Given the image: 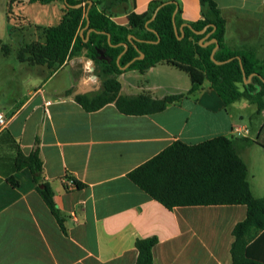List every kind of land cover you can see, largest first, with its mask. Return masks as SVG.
<instances>
[{"label": "crops", "instance_id": "1", "mask_svg": "<svg viewBox=\"0 0 264 264\" xmlns=\"http://www.w3.org/2000/svg\"><path fill=\"white\" fill-rule=\"evenodd\" d=\"M84 6L88 1L82 0ZM152 0H130L125 13L113 17L127 25L126 13H144ZM186 22L201 19L199 0H177ZM226 20L230 48L253 51L264 58V0H215ZM33 8L36 10L34 11ZM0 0V40L17 32L24 47L46 41V30L60 23L64 4ZM28 26V27H27ZM30 34L26 43L25 36ZM27 34V35H28ZM20 48V49H21ZM18 56V54H17ZM0 50V75L15 84L13 94H0V113L8 121L0 132V264H136L137 239L157 237L154 264H232L233 229L247 215L245 206H193L167 209L135 185L128 174L171 144L198 145L217 137L235 142L247 164L255 198L264 197V110L241 98L226 107L206 80L189 94L194 74L173 64L125 71L121 94L153 98L184 97L166 110L142 116L125 115L114 103L87 112L74 100L97 91L93 61L74 57L54 71L17 62ZM84 62L81 66L79 63ZM89 70V72H87ZM62 71L67 73L62 74ZM21 75L19 78L18 76ZM73 89V95L67 91ZM248 118L262 119L254 137ZM248 133H236L235 128ZM41 142L44 177L54 192L60 215L53 214L37 191L28 168L15 170L18 149L29 155ZM247 139V141H246ZM251 166L254 185L249 180ZM14 177L18 187L8 182ZM71 177L76 185L66 182Z\"/></svg>", "mask_w": 264, "mask_h": 264}, {"label": "trees", "instance_id": "2", "mask_svg": "<svg viewBox=\"0 0 264 264\" xmlns=\"http://www.w3.org/2000/svg\"><path fill=\"white\" fill-rule=\"evenodd\" d=\"M54 1L64 4L60 23L46 30L44 44L32 42L22 47L17 58L29 66H47L54 71L74 57L84 56L97 64L106 76L103 86L97 91L74 95V100L85 111L95 112L111 103L125 115H151L166 110L184 95L164 98H153L148 93L124 96L117 78L125 71L145 73L163 63L194 74L189 94L201 89L202 82L206 80L226 107L244 97L257 105L258 114L264 110V58H258L253 51L233 49L227 45L226 20L215 0H199L201 19L195 22L183 19L177 0H152L144 13H126L127 25L117 24L113 17L125 13L124 8L130 0H97L89 10L90 26L86 29L89 4L81 8L71 7L83 3L82 0H67L70 6L64 0H29V3L49 4ZM13 2L9 0V15ZM158 8L156 18L150 21ZM175 12L178 35L173 22ZM185 24L196 31L207 26L208 29L204 34H196ZM83 29L82 37L80 33ZM90 29L94 31L90 32ZM108 35L112 45L108 42ZM131 35L136 40L131 41ZM86 38L88 41H85ZM213 39L217 43H212ZM124 44L128 45L126 51ZM217 45L214 57L218 62L225 63L218 64L212 60ZM0 50L9 54L11 48L0 40ZM99 50H103L112 61L101 60ZM123 52L118 65L117 59ZM139 52L145 55L144 59L136 60L122 70L121 67L140 55ZM238 58L242 61L244 72ZM244 73L247 78L251 77L249 83L245 82ZM73 93V89L67 91L69 96ZM14 168L17 171L30 170L38 193L53 214L59 216L53 189L44 177L39 137L29 155L18 149ZM247 177V164L239 155L235 142L227 137H217L198 145L176 141L128 174L135 185L169 210L193 206H245L246 218L233 229L232 264H264V197L258 199L253 196ZM68 179L76 185L75 180ZM8 182L13 187L19 186L13 176L8 178ZM158 242L157 237L137 239L136 264H154L153 250Z\"/></svg>", "mask_w": 264, "mask_h": 264}, {"label": "rangeland", "instance_id": "3", "mask_svg": "<svg viewBox=\"0 0 264 264\" xmlns=\"http://www.w3.org/2000/svg\"><path fill=\"white\" fill-rule=\"evenodd\" d=\"M33 10L36 11L34 8H33ZM0 34H1V32H0ZM25 34H26L25 40H26V43H28V41H30V34H28V33H25ZM22 40H23V37L18 32H17L16 35H11L9 37V40H8V42L6 44L11 48V57L7 59L6 64H8V65L9 64L10 65L17 64L16 63V60L14 58H16V56H17V54H18L21 46L23 45ZM86 59L87 58H84V62L86 61ZM17 62H19L18 61V58H17ZM84 62H81L79 64L82 66L84 64ZM0 66H1V63H0ZM93 66H94V71L90 72L88 74V76H90V75H96V76H98L99 77L98 82H99L100 88H101L103 86L104 80L106 79V76L103 75V73L101 71V68L97 64L93 63ZM87 72H89V70ZM65 73H67V71H62L61 72V75L62 74H65ZM18 77L20 78L21 75H19ZM15 87H16L15 84H12V85L6 84L3 81L2 76L0 75V94H2V92H8V93H11V95H12L13 94V91H14L13 88H15ZM249 119H251V118H248L246 120V123L248 125H250ZM260 120L262 121L261 118L260 119H256V118L251 119V124L252 125H250V126L252 127V133H253V136L254 137L257 136V132L259 131V128H260L259 127ZM260 137H261V138H259L260 141L262 143H264V131L262 132V134H261ZM251 167L252 168H251L249 180L252 183V185H254L253 174H254V172H256V170L254 171L253 166H251Z\"/></svg>", "mask_w": 264, "mask_h": 264}, {"label": "water", "instance_id": "4", "mask_svg": "<svg viewBox=\"0 0 264 264\" xmlns=\"http://www.w3.org/2000/svg\"><path fill=\"white\" fill-rule=\"evenodd\" d=\"M64 2H65V4L67 5V6H70L69 4H68V1L67 0H64ZM88 4H89V6H88V8H87V11H86V17H87V25H86V27L84 28V29H86V28H88L89 26H90V21H89V16H88V14H89V10H90V8L92 7V5H93V2L92 1H88ZM84 6V3H80V4H78V5H75V6H71V7H74V8H81V7H83ZM159 9L160 8H158L156 11H155V13H154V15H153V17H152V19L150 20V21H153L155 18H156V15H157V13H158V11H159ZM175 15H176V12L174 13V15H173V22H174V28H175V32H176V34L178 35V29H177V27H176V24H175ZM149 23V22H148ZM147 23V24H148ZM185 26H189L196 34H204L205 32H206V30L208 29V26L207 27H205L203 30H201V31H196V30H194L193 29V27H191L190 25H188V24H185ZM84 29L81 31V36L83 37V31H84ZM90 32L91 31H94L93 29H90L89 30ZM104 33V32H103ZM182 36H184V34H182ZM180 39H181V37H179ZM129 39L132 41V40H136V38L134 37V36H129ZM85 41H88V38H86L85 39ZM108 42H109V44L110 45H112V43H111V38H110V36L108 35ZM212 43H217V40L216 39H213L212 41H211ZM124 47H125V51L128 49V45L127 44H124ZM217 48H218V45L216 46V48L214 49V51H213V53H212V60L214 61V62H216V63H218V64H221V63H225V62H218L216 59H215V57H214V54H215V52H216V50H217ZM124 51V52H125ZM99 52V55H100V59L101 60H105V61H107V62H111L112 61V59L110 58V57H107L106 55H105V52L103 51V50H99L98 51ZM124 52L118 57V59H117V64L119 65L120 64V59H121V57H122V55L124 54ZM140 53V55L138 56V57H136L131 63H129L127 66H125V67H121V69L122 70H126L134 61H136V60H141V59H144V57H145V55L142 53V52H139ZM238 60L240 61V64H241V67H242V61H241V59L240 58H238ZM242 70H243V72H244V69H243V67H242ZM244 79H245V82L246 83H249L250 81H251V77H249V78H247L246 76H245V73H244ZM41 187H43V186H41Z\"/></svg>", "mask_w": 264, "mask_h": 264}, {"label": "built area", "instance_id": "5", "mask_svg": "<svg viewBox=\"0 0 264 264\" xmlns=\"http://www.w3.org/2000/svg\"><path fill=\"white\" fill-rule=\"evenodd\" d=\"M7 119L5 117V115L3 113H0V132L6 128L7 126ZM233 131H235L236 133H248V130L247 129H242L240 127H237L235 128ZM67 183H70V184H73L74 185V182L70 181L68 178L65 179Z\"/></svg>", "mask_w": 264, "mask_h": 264}]
</instances>
